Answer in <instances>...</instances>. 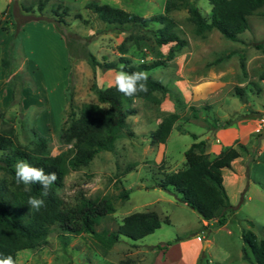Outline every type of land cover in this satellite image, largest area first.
I'll return each mask as SVG.
<instances>
[{
  "label": "rangeland",
  "instance_id": "1",
  "mask_svg": "<svg viewBox=\"0 0 264 264\" xmlns=\"http://www.w3.org/2000/svg\"><path fill=\"white\" fill-rule=\"evenodd\" d=\"M6 1L0 0V4L4 6ZM38 1L10 0L9 2L14 27L19 26L23 18L36 16L44 24L45 21L50 24L53 22L51 26L58 33V47L55 53L54 41L52 39L50 42L44 30L31 37L27 34V26L22 25L26 53L23 54L27 56L31 69L30 79L24 78L22 72V75L17 72L7 85L13 90L12 103H15L14 98L19 93V87L27 85L33 104L26 107L22 116L13 112L21 111L16 104L12 110H0V127H12V139L15 143L28 145L34 131L46 136L49 154L69 152L70 143L63 142L57 135L69 108L75 113L82 102L95 101L91 89L93 81L105 85L113 79L111 69L95 66L92 72L89 63L83 57L85 50L90 51L98 60H116L120 54L118 44L123 41L126 46L125 54L133 63L163 59L161 64L147 72L170 85L172 79L170 76H173V70L177 68L178 63L174 62L176 59L174 56L164 59L168 44H156L148 30L112 28L84 7L87 0H44L41 9H38ZM97 1L107 2L140 15L161 12L164 2V0ZM194 1L202 14H208V0ZM57 2L65 6V11H62V7L57 8V13L51 11ZM21 4H30L31 9L24 11ZM21 13L25 15L22 16ZM167 13L175 19V29L179 36L186 39L185 45L180 50L191 52L185 58L184 64L202 66L214 63L234 68L238 72L235 79H245L246 86L243 93L246 100L256 106L259 98L264 105V81H262L264 79V4L247 16L248 26L237 34V40L224 37L214 28L206 30L202 36L196 35L192 23L187 18L185 7L171 9ZM129 31L142 34V37L137 38L136 43L125 40ZM9 39L10 42L14 39L13 32ZM8 47L7 45L5 56L7 65L2 63L6 72L16 67L17 64L14 63L20 61L21 56H16L17 59L11 62L10 56H15L9 54L10 47ZM239 55H242L244 61V75L239 68ZM172 91L173 89L169 87V92L166 94L170 99H173ZM163 96L165 94L161 96L155 92L154 97L158 100L135 98L134 105L138 106L139 112L134 118L142 119L154 114L156 104ZM226 103L233 107L243 106L242 100L236 94H231L222 96L219 101L212 103L210 110L220 112L221 107ZM132 117L127 115L125 128L116 138L112 150H99L87 163L76 168L66 167L59 194L69 202L73 201L78 192L89 197L109 196L113 210L99 219L94 225L95 230L113 229L125 214L140 210L155 211L159 218V226L137 239L119 235L108 248L102 247L88 233L75 234L73 237L68 236L63 239L52 230L47 235L46 242L41 245L43 248L38 252L40 246L19 249L17 263L46 264V261L49 263L47 258L52 256L53 264H140L139 258L144 264H154L159 253L157 248L164 247L166 242L183 238L189 242L187 244L192 264H251V259L245 258L242 253L241 230L250 227L257 237L262 235L264 199L254 197L250 202L255 203L258 208L251 209L247 206L245 197L241 198L237 204H234L235 213L227 216L223 223L201 224V217L197 212L170 193L172 190L160 189L155 185V180L163 171L164 161L155 163L153 152L146 148L144 139L139 142V137L130 131L133 127ZM190 139L187 133L183 135L173 133L167 141V161L180 166L184 158L180 150ZM261 161L264 162V159ZM252 174L259 177L258 179L264 184L263 169H255ZM0 175H2L1 171ZM122 188L127 189V196L124 198L118 195ZM249 220L250 223L247 222ZM196 235H201V238L195 239ZM202 237L209 239L206 248L200 246ZM72 239L74 246L67 245V241ZM35 250L37 253L31 256V260L25 257ZM247 254L251 257L248 250Z\"/></svg>",
  "mask_w": 264,
  "mask_h": 264
},
{
  "label": "trees",
  "instance_id": "2",
  "mask_svg": "<svg viewBox=\"0 0 264 264\" xmlns=\"http://www.w3.org/2000/svg\"><path fill=\"white\" fill-rule=\"evenodd\" d=\"M43 3L44 0L38 1V9L42 8ZM208 3L209 11L206 15L200 12L194 0H164L163 10L150 15H140L97 0H87L84 7L112 28L148 30L156 44H168L164 59H170L185 45L186 39L177 33L175 19L167 13L169 10L185 7L187 18L192 23L196 35L202 36L206 30L214 28L224 37L237 40V34L248 26L247 16L263 5L264 0H208ZM21 7L24 11L31 9L30 4H21ZM58 7L65 11V6L60 2H57L51 11L57 13ZM141 37L142 34L129 31L125 40L136 43L137 38ZM118 51L120 54L116 60H98L88 50L83 52V57L92 72L95 66L118 69L120 64L126 65L125 70L129 72H147L163 62V59H153L133 63L125 54L126 46L123 41L118 44ZM1 62L7 65L6 58H2ZM238 63L244 74L242 55H239ZM91 89L95 101L82 102L75 113L69 108L67 116L58 128L57 135L60 140L70 143V153L61 151L54 155L49 154L46 136L34 131L29 144L20 145L12 139L11 126L0 127V258L11 255L15 261L17 250L43 245L52 230L63 239L88 233L102 247L108 248L119 235L137 239L159 226L155 211L140 210L125 214L113 229L95 230L94 225L99 219L113 210L111 198L107 195L89 197L78 192L73 201L69 202L59 194L67 166L76 168L87 163L97 151L114 148L116 138L125 128L126 116L135 111V98L158 100L154 97L155 92L161 96L169 92L166 84L149 73L147 92H140L132 97L118 92L112 83L99 85L93 81ZM243 89L235 85L233 93L245 101ZM171 94L177 101L175 92L172 91ZM68 101L70 104V96ZM247 113H236L234 117L245 116ZM176 116V112H171L161 117L156 127L147 134L151 144L164 141ZM231 121L232 118L228 117L220 124H229ZM244 149L241 143H234L222 147L214 155H208L205 152L204 140L192 141L183 151L182 165L174 171H162L161 176L155 180V185L160 189L172 190L179 200L197 212L202 219L210 221L211 224H221L227 216L233 215L236 209V205L229 202L224 191L221 169L228 167ZM20 159L27 160L46 172L54 171L57 174V180L50 186L47 196L41 197L43 189L38 184L30 185V192L24 190L23 184H17L14 164ZM118 195L126 197L127 189L122 188ZM30 196L42 198L44 206L38 211L32 209L27 204ZM247 222L250 223V220ZM241 238L243 256L251 259V264H264V231L257 237L250 227H246L241 230Z\"/></svg>",
  "mask_w": 264,
  "mask_h": 264
},
{
  "label": "crops",
  "instance_id": "3",
  "mask_svg": "<svg viewBox=\"0 0 264 264\" xmlns=\"http://www.w3.org/2000/svg\"><path fill=\"white\" fill-rule=\"evenodd\" d=\"M9 2L10 0H7L4 6L0 4V110H12L16 104L21 108V111L18 113V111L14 110L13 112L22 116L26 107L33 104L29 97L30 92L28 91V86L19 87V93L14 98L15 103H12L13 90L7 85L11 76L17 72H20V74L22 72L24 78L27 79L28 77L30 79L31 69H29L27 56L23 54L25 53V49L23 45L22 25L24 27L27 26V34H30L31 37L44 30L50 38V42H52V39L54 41L55 53L58 47V33L51 26L53 22L50 24L48 21H45L48 24H44L36 16L23 18L19 22V26L14 27ZM21 15L24 16L25 13H21ZM12 32L14 39L10 42L9 38ZM7 45L10 47L9 54L15 56H10L11 62L15 60L16 56L21 55L20 61L14 63L17 65L12 68L10 73L5 71V66L1 62V59L6 56ZM188 53L189 55L191 54L189 50H179L176 52L174 62L178 63V65L173 70V76H170L172 78L170 83L168 82L170 85L166 84V86L173 89L178 100L176 101L174 97L173 99L168 98L167 93H165V96L157 102L154 114L147 115L142 119L134 118V115H137L139 110L137 108L138 106L135 107L133 101L135 111L128 114L133 116L131 119L133 127L132 129L130 128V131L139 137V142H142L144 139L146 148L153 152V161L155 163L161 160L164 161L163 171L176 170L182 165L184 159H182L180 166L167 161V141L173 133L177 135L187 133L191 137L190 141H187L180 150L182 156L184 149L192 141L199 139L204 140L205 152L208 155L216 154L226 145L241 143L245 149L240 152L238 157L231 161L228 167H222L221 183L231 204H237L241 198L245 197L246 204L249 208H258L255 203L250 201L254 197L256 199H264V184L252 172L255 169L264 170V162L261 161L264 159V128L256 129L258 115L254 112H262L264 105L259 98L257 99L256 106L249 103L245 98V101L242 100V107H233L231 104L226 103L225 106L221 107L220 112H212L210 105L215 101H219L222 96L225 97L226 95L234 94L233 87L235 85L245 88V79H235L238 72L234 68L224 64L207 63L202 66L186 65L183 62L189 56ZM31 80H33V77ZM111 83L112 81L105 85ZM171 112H176L177 116L164 141L151 144L148 140V132L156 127L162 116ZM245 112H248L245 116L234 117L236 113ZM228 117L232 118L231 123L220 124L222 120ZM127 119L126 116L125 122H127ZM192 134H195V136H192ZM173 195L177 197L175 194ZM200 223L207 225L210 224V221L200 218ZM262 230L264 231V228ZM195 239L198 238L195 236ZM208 242L209 239L207 237H202L200 246L206 248ZM187 243H189L187 240L179 238L173 242L165 243L162 248H157L159 253L154 264H192V261H190L189 245ZM74 244L73 239L67 241V245L74 246ZM42 248L43 246H40L37 252ZM18 251L15 253L16 263ZM37 252L36 250L31 251L25 257L31 260V256ZM139 259L141 260L140 264H144L143 260L141 258ZM47 260H49V263L46 261V264H53L52 256L51 258H47Z\"/></svg>",
  "mask_w": 264,
  "mask_h": 264
},
{
  "label": "clouds",
  "instance_id": "4",
  "mask_svg": "<svg viewBox=\"0 0 264 264\" xmlns=\"http://www.w3.org/2000/svg\"><path fill=\"white\" fill-rule=\"evenodd\" d=\"M126 65L120 64L118 69H111L113 73L112 86L125 96L132 97L140 92H147L148 73L145 71H126ZM14 173L17 184H23L24 190L30 192L32 184H38L43 191L41 197L48 195V190L57 180L54 171L46 172L45 169L35 167L27 160H17L14 164ZM32 209L40 210L44 206V200L36 196H30L27 201ZM0 264H15L11 255L0 258Z\"/></svg>",
  "mask_w": 264,
  "mask_h": 264
},
{
  "label": "built area",
  "instance_id": "5",
  "mask_svg": "<svg viewBox=\"0 0 264 264\" xmlns=\"http://www.w3.org/2000/svg\"><path fill=\"white\" fill-rule=\"evenodd\" d=\"M257 130H259L260 128H264V110L262 112H260V114L257 116ZM196 237L199 239L201 238V235L200 236H197Z\"/></svg>",
  "mask_w": 264,
  "mask_h": 264
}]
</instances>
